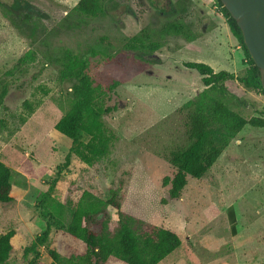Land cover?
Segmentation results:
<instances>
[{
	"label": "rangeland",
	"instance_id": "rangeland-1",
	"mask_svg": "<svg viewBox=\"0 0 264 264\" xmlns=\"http://www.w3.org/2000/svg\"><path fill=\"white\" fill-rule=\"evenodd\" d=\"M25 1L29 8L11 20L0 10V161L12 171V200L0 202V234L14 231L8 264L28 263L23 249L46 225L42 264L51 263L48 249L62 258L83 253L85 244L66 228L85 192L103 202L102 213L88 221L93 233L104 214L115 226L114 199L133 219L178 235L180 247L159 264H264V128L246 125L205 174L187 179L179 199H168L164 185L173 175L171 154L190 142L184 105L204 87L186 67L199 52L157 30L179 18L200 39L203 21L222 17L216 1L102 0L96 17L72 14L79 0ZM137 39L159 44L154 57L132 49ZM233 46L240 52L215 67L243 76L244 54L236 39ZM64 50L87 59L92 86L113 108L103 116L106 148L89 161L55 130L76 101L72 81L59 74L56 59ZM235 86L231 110L246 120L264 118V96ZM88 140L79 134L78 143ZM67 154L70 163L60 169ZM228 208L236 213L234 232ZM106 264L125 263L111 257Z\"/></svg>",
	"mask_w": 264,
	"mask_h": 264
},
{
	"label": "trees",
	"instance_id": "trees-1",
	"mask_svg": "<svg viewBox=\"0 0 264 264\" xmlns=\"http://www.w3.org/2000/svg\"><path fill=\"white\" fill-rule=\"evenodd\" d=\"M215 1L218 12L225 19L231 35L244 54L246 71L243 76H235L226 71L214 72L203 63L186 64V67L196 70L202 76L204 89L184 105L189 110L187 135L190 142L185 149L171 154L173 175L164 181L165 187H168L167 198L170 200L180 198L189 177L200 178L205 174L246 125L264 128V118L251 117L246 120L230 108L231 100H237V96L229 90V86H235L233 84L236 83L235 87L238 85L263 96L264 90L260 84L258 69L243 43L240 29L220 1ZM28 6L25 0H12L10 4L0 1L2 15L9 20L12 14L27 10ZM71 12L78 16L96 17L103 13L102 0H79ZM157 34L160 37H182L187 42L193 40L188 26L179 18L166 22L157 30ZM136 42V45L131 46L132 49L140 50L145 56L154 57L153 53L159 49L157 42L146 44L143 39H137ZM56 61L61 65L60 78L72 81L71 91L76 101L72 111L57 122L55 130L75 143L70 151L75 149L77 153H87L86 159L89 161L106 148L103 116L113 108L104 106L103 97L92 86L87 75L88 62L85 57L64 50ZM80 133L89 137L86 144L78 143ZM69 163L70 155L67 154L60 169L68 167ZM11 180L12 171L0 161L1 203L12 200ZM110 204L118 215L115 226L110 228V219L104 214L98 224V231L93 233L89 230L88 221L102 213L103 202L91 193H83L71 214L66 231L71 237L82 241L86 248L83 253L70 258H62L54 249H48L50 264H106L111 257L125 264H159L180 247L181 240L175 233L133 219L122 211L114 199ZM50 231V226L46 225L43 232L23 249V258L31 255L27 264H42L39 249L48 242ZM13 237V230L0 234V264L9 263Z\"/></svg>",
	"mask_w": 264,
	"mask_h": 264
},
{
	"label": "crops",
	"instance_id": "crops-1",
	"mask_svg": "<svg viewBox=\"0 0 264 264\" xmlns=\"http://www.w3.org/2000/svg\"><path fill=\"white\" fill-rule=\"evenodd\" d=\"M200 27V39H197L195 34H191L193 40L190 42L186 41V47H193L195 51L199 52L201 57L189 63H203L209 66L214 72H219L215 67V62L218 61L219 58L231 60L234 54L240 52L238 48H233L235 38L231 35L223 17L212 16L207 18ZM199 76L202 78L201 75ZM226 214L227 225L234 232L236 229V213L233 208H228Z\"/></svg>",
	"mask_w": 264,
	"mask_h": 264
},
{
	"label": "water",
	"instance_id": "water-1",
	"mask_svg": "<svg viewBox=\"0 0 264 264\" xmlns=\"http://www.w3.org/2000/svg\"><path fill=\"white\" fill-rule=\"evenodd\" d=\"M236 22L264 90V0H219Z\"/></svg>",
	"mask_w": 264,
	"mask_h": 264
}]
</instances>
